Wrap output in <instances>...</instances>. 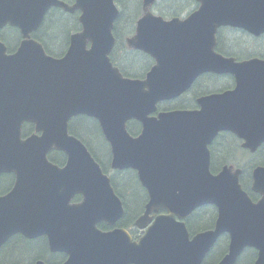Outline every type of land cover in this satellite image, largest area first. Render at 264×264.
Segmentation results:
<instances>
[{
  "label": "water",
  "instance_id": "1",
  "mask_svg": "<svg viewBox=\"0 0 264 264\" xmlns=\"http://www.w3.org/2000/svg\"><path fill=\"white\" fill-rule=\"evenodd\" d=\"M156 1L144 0V16L127 39L156 60L141 80L124 77L110 59L120 15L115 0H0V31L10 26L22 35L12 54L0 40V175H16L0 196V248L21 233L46 235L52 251L67 249L66 264H202L228 233L229 252L219 264H235L247 247L258 250L254 264H264V167L253 171V191L262 195L254 203L240 185L241 170L210 172L209 151L222 131L252 152L264 143V61L235 63L215 52L221 27L264 34V0H196V12L171 21L152 15ZM52 8L80 12L81 30L61 58L32 38ZM208 72L233 74L235 89L200 98V110L153 115ZM81 115L100 123L112 167L136 170L147 190L138 241L125 229H97L99 222L114 226L124 207L85 145L69 134V121ZM132 120L142 124L138 137L127 130ZM25 123L36 134L22 139ZM53 150L67 154L64 168L48 161ZM77 194L84 202L72 205ZM206 205L218 209L215 228L190 239L184 221ZM162 210L167 214L154 219Z\"/></svg>",
  "mask_w": 264,
  "mask_h": 264
},
{
  "label": "trees",
  "instance_id": "2",
  "mask_svg": "<svg viewBox=\"0 0 264 264\" xmlns=\"http://www.w3.org/2000/svg\"><path fill=\"white\" fill-rule=\"evenodd\" d=\"M142 1L143 0H115L119 10H120V17L117 20L114 28V36L116 39V47L111 55V59L113 62L118 65L120 68L121 63H119V59H117L116 54L117 51H122L127 57L134 56L139 59H151L147 55L142 52L132 51L130 50L127 45L126 41L129 37L133 36L135 33V26L136 21L142 15ZM172 3L169 6H159L158 10L164 17H176V16H183L185 12L189 10H193L192 8L195 6L194 0H171ZM68 3H72V0H67ZM158 5L156 6V8ZM155 8V9H156ZM129 13V22L127 21V14ZM80 30V24L78 22V15H70L65 13L60 9H52L49 14L47 15L45 22L41 29L33 35V37L39 41L47 51V53L53 57L59 58L64 55L66 50L69 46L70 36ZM0 40L3 41L9 52H13L21 41L20 32L17 29L13 28H6L4 31L0 32ZM227 36L224 32H221L219 35V51L223 54H229L233 56H237L236 50L230 47V44L227 40ZM246 40V39H244ZM250 45L248 55H256L261 56L264 58V41H252L246 40ZM65 42L64 45L61 43ZM123 74L127 77H137L143 78L144 74L141 73H128L122 71ZM198 92H194L185 96L184 102L180 103L181 108L191 109L195 106V99L198 97ZM201 94H204L202 92ZM179 107V106H178ZM175 108V107H174ZM168 110V108L166 109ZM31 129L34 130L32 126H28L25 128L24 132H29ZM129 131L131 134L136 135L140 131V126L137 123H131L129 126ZM70 132L79 138L93 153L95 158L99 161L103 168H108V163H110V153L109 148L107 147V154L104 155L102 153L97 152L96 145L97 137L103 136L100 131L99 124L96 120L86 118V117H79L75 121H72L70 124ZM104 140V139H103ZM107 146V145H106ZM231 148V154L224 156L217 155L214 164L212 166V171L217 172L222 165L224 164H235L239 165L242 164L246 170L250 169V166L253 163V160L247 155L244 151L240 149V147L233 146ZM264 149V148H263ZM264 153V151H261ZM257 162H260L264 165V156L258 157ZM237 162V163H236ZM129 178V173H123L122 176ZM251 181L247 180V178L242 179V185L244 188L249 190ZM250 196L252 199H256V195H254L251 191H249ZM118 195L122 197L124 203L126 205V201L118 191ZM142 208L140 209V211ZM140 211H137L139 213ZM204 211L203 209L198 210L193 217L187 222L188 229L191 233L198 232L200 230H205L210 228L214 224V220L216 217V211L212 214L211 218H209L204 225H201L203 221H201L202 215L201 213ZM134 217H132L129 221L126 219V223H124L125 228H130L132 225V221ZM209 220L212 222L209 224ZM38 251H34V249H30V255H37ZM217 252H214L211 257L213 258ZM218 260V259H217ZM215 260L214 263L217 261Z\"/></svg>",
  "mask_w": 264,
  "mask_h": 264
},
{
  "label": "flooded vegetation",
  "instance_id": "3",
  "mask_svg": "<svg viewBox=\"0 0 264 264\" xmlns=\"http://www.w3.org/2000/svg\"><path fill=\"white\" fill-rule=\"evenodd\" d=\"M140 60L144 64L143 68L146 69V73L154 65L153 59H140ZM123 68L126 71L131 72L130 70H128L126 66H124ZM213 79L216 84H211L209 80H205L202 82V84L196 85V87L199 90L198 92H201V90H203V92L215 91V90L217 92H224L227 90H232L235 87V79L230 75H225V76L219 75V76H215ZM216 79H218L219 81H217ZM224 84H227V88L222 87ZM221 87L223 91L221 90ZM196 100L197 99H195V106L192 107V109L198 108L196 104ZM28 126H32V125L25 124L23 127V139L28 138L30 135L34 133L33 129H31L29 132H24L25 128ZM243 145H244V140L239 138L235 134L231 132L220 133L215 138L213 143L209 146L211 152V168L214 164V160L217 155L221 156L222 154L225 155L231 154L230 147L233 146L240 147L242 151H244L247 155H249V153L245 150L248 148H245ZM110 157H111V153H110ZM48 158L51 163L58 166L59 168H63L67 163V156L62 152L52 151L48 154ZM255 163L257 165L254 167V169L257 166H264L262 163L255 161H253L252 164ZM234 167L238 168L235 165ZM221 168L219 170H221ZM251 169H252L251 172H247L244 169H242V175L240 179H242L245 174H248L252 186V174L254 171L252 165L250 166L249 170ZM102 171L105 175L110 176L111 183L113 185L115 192H117L118 194V191H120L121 194L122 195L124 194L123 196H125L128 190L127 189L125 190V177L123 178L121 177L123 172L115 171L110 168H102ZM111 175L113 176L111 177ZM15 181H16V177L12 173L1 174L0 195L7 194L14 186ZM133 183H128V185L131 186ZM249 191L252 192L251 187L249 188ZM253 194L256 195L255 200L258 201L260 199V195L255 193ZM83 201H84V197L82 195H77L72 199L71 204L76 205L83 203ZM124 220L125 219L122 218L118 222V224L112 228L108 227L104 222H101L98 224V229H100L103 232H108L113 230L114 228H124L125 225ZM229 244H230L229 235L224 234L222 237L218 239L214 248L208 254L206 259H208L214 252H217V254L213 257L212 264L219 263L222 260V258L225 256V254L228 252ZM32 248L34 249L35 252L38 251L37 255H32V256L30 255V249ZM256 258H257V252L255 250L245 249L235 264H253ZM70 259L71 258L69 255V251L67 249L52 251L50 249L49 242L46 236H42L35 239H29L22 234H15L9 240H7V242L3 244V246L0 248V264H36L39 261L44 262L45 264H66ZM215 260L217 261L214 263Z\"/></svg>",
  "mask_w": 264,
  "mask_h": 264
},
{
  "label": "rangeland",
  "instance_id": "4",
  "mask_svg": "<svg viewBox=\"0 0 264 264\" xmlns=\"http://www.w3.org/2000/svg\"><path fill=\"white\" fill-rule=\"evenodd\" d=\"M130 18H129V13L127 14V21L129 22ZM65 42L61 43V45H64ZM230 47L238 52H246L247 51V46L243 43V42H239V41H230L229 42ZM117 59H122L121 63L123 65H125L128 70H130L132 73H139L143 71V67L144 64L143 62L134 56H126L122 51H117L116 54ZM171 104H167L164 103L162 104V108L168 107ZM160 106V107H161ZM97 141L98 143L96 145V150L99 153H102L104 155L107 154V146L106 143L104 142V140L99 136L97 137ZM237 163V162H236ZM240 166H242V164H239ZM134 182V175L131 174L130 176V181H128V179L125 180V188L128 190L127 193L125 194L130 202V206L132 208H134V210L137 212L139 211L142 206H143V197H144V193L137 188V185ZM128 183H133L131 186L128 185ZM130 207V208H131ZM215 211L213 208H206L204 209V211L201 213L202 217H203V222L201 223V225H204L205 222L212 216V214H214ZM212 222L209 220V224H211ZM142 235V233L140 231H137L136 234V238L140 237Z\"/></svg>",
  "mask_w": 264,
  "mask_h": 264
}]
</instances>
